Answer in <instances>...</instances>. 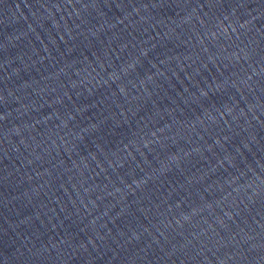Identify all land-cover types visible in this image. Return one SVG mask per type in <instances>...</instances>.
I'll return each mask as SVG.
<instances>
[{
	"label": "water",
	"instance_id": "obj_1",
	"mask_svg": "<svg viewBox=\"0 0 264 264\" xmlns=\"http://www.w3.org/2000/svg\"><path fill=\"white\" fill-rule=\"evenodd\" d=\"M0 264H264V0H0Z\"/></svg>",
	"mask_w": 264,
	"mask_h": 264
}]
</instances>
